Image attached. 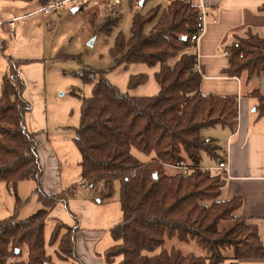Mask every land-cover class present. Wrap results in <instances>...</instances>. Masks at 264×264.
Returning a JSON list of instances; mask_svg holds the SVG:
<instances>
[{
  "label": "trees",
  "instance_id": "16d2710c",
  "mask_svg": "<svg viewBox=\"0 0 264 264\" xmlns=\"http://www.w3.org/2000/svg\"><path fill=\"white\" fill-rule=\"evenodd\" d=\"M142 1L144 7L149 0H131V7ZM52 2L39 0L42 6ZM200 17L201 10L191 0H170L166 7L157 6L146 14L135 12L129 39L119 33L111 50L117 65L159 66L155 78L160 91L155 97L122 93L105 72L87 68L81 73L85 84L94 85L93 96L83 99L75 137L82 157L81 177L102 202L111 199L116 184L120 185L122 221L110 229L120 243L104 254L107 264L118 257L121 264H247L264 260L258 228L237 215L243 200H222L226 179L203 169L204 154L217 164L222 158L219 144L202 132L216 127L235 132L239 113L237 97L201 93L203 77L192 43V37L203 30ZM121 18V7L115 6L95 27V33L110 36ZM0 45L6 50V42L0 41ZM227 51L225 74L229 77L247 75L250 80L264 72V36L249 33ZM9 62L12 71L3 80L0 97V183L16 189L22 182H36L42 209L25 221L0 222V264H52L46 251V219L59 203L74 198L75 191L60 195L43 191L37 134L26 122L32 110L24 98L21 78L26 61ZM147 81L145 75L132 76L129 89ZM251 96L258 99L257 110L264 118V96L258 91ZM133 149L150 160H139ZM181 162L190 164L188 174L168 173L170 166ZM79 230L78 224L57 223L51 240L52 244L59 241V257L73 264H82L76 248ZM172 240L195 242L206 256L167 249Z\"/></svg>",
  "mask_w": 264,
  "mask_h": 264
},
{
  "label": "crops",
  "instance_id": "0c3cea01",
  "mask_svg": "<svg viewBox=\"0 0 264 264\" xmlns=\"http://www.w3.org/2000/svg\"><path fill=\"white\" fill-rule=\"evenodd\" d=\"M30 1L21 0L22 4H20L19 2L8 3V0H0V17L4 16V18H0V27L16 30L19 22L37 14L42 15L45 25L56 23L60 18L59 13L51 15L40 13V10L46 6H42L39 0H35L38 7L33 6L31 10L22 14L13 12L15 9L19 10L20 5L27 8ZM169 1L149 0L146 3L147 10L138 11V13L146 14L157 6L166 7ZM191 1L207 14L204 33L197 51L203 77L201 93L206 96L238 98L239 115L236 131L232 132L228 128L216 127L214 129L218 130V136H204L217 143L220 141L221 158L222 160L228 159L229 175L225 178L226 186L222 190L221 199L241 198L243 200V206L237 211V215L258 228L261 242L264 245V118L260 117L257 110L258 99L251 96V93L255 91L264 96V72L253 76L250 80L247 75L236 78L225 74V70L229 67L228 48L238 43L240 39L246 38L249 33L259 37L264 36V12L261 11L264 0ZM54 2L56 1L54 0ZM119 3L120 0H116V4ZM90 6L94 9L97 5L91 1L83 3L77 8H69L72 9L73 14H77ZM139 6L142 7L140 4ZM137 8L138 5L134 9ZM74 9H77L76 12ZM133 11L135 13L136 10ZM11 21H14V26L11 25ZM151 28L152 26H149L146 32ZM0 41L7 43L1 39ZM0 51L4 53L5 50L1 48ZM44 75L45 67L39 63L26 61L21 66V78L25 84L24 98L32 108L26 119L27 127L32 133L37 134L38 157L43 171L40 184L48 195H60L75 191V197L66 203H59L50 211L47 220H51L55 226L57 223H64L70 227H75L78 224L80 230L76 236V248L82 264H107L100 254L107 247L112 246L113 242L110 241L108 245L103 246V241L107 232L119 224L122 218L116 216L115 210L110 209L109 203L112 198L102 202L81 176L78 184L69 179V175L64 173L60 158L50 140L45 135H40L48 127V120L45 118ZM30 87L33 92L29 90ZM35 103H37V108L32 106ZM35 112H40V114L36 116ZM206 161L208 164H205L203 160V167L214 168L218 165L209 156ZM173 170L175 169L168 168V173ZM66 262L73 264L72 261ZM250 264H264V260L250 261Z\"/></svg>",
  "mask_w": 264,
  "mask_h": 264
},
{
  "label": "rangeland",
  "instance_id": "374dc122",
  "mask_svg": "<svg viewBox=\"0 0 264 264\" xmlns=\"http://www.w3.org/2000/svg\"><path fill=\"white\" fill-rule=\"evenodd\" d=\"M20 1L8 0V3H20ZM101 1H103L101 5L95 6L94 9L90 6L77 14H73L71 8L65 7L59 11L60 18L58 21L51 25H45L42 15L37 14L19 22L16 30L0 27V39L8 43L4 53L0 51V97L3 80L12 68L9 62L10 58L16 61H33L45 67L44 99L46 100L45 118L48 120V127L40 135L48 137L60 158L64 173L69 175V179L76 181L77 184L80 183L82 157L75 144L76 130L81 124L83 99L93 96L94 87L93 84H85L82 81L81 73L84 69L89 68L97 72H105L112 85L116 86L122 93L130 94L133 97H155L160 91L155 78L159 66L151 67L146 64L117 65L111 54L119 33H122L127 39L131 37L133 10H136L135 12L146 11L147 5L138 6L137 9H134L131 7V0H120L119 4H116V0ZM33 6L38 7L37 1L28 2L27 8L20 5L19 10L15 9L13 12L22 14L31 10ZM115 6L121 7L122 18L119 27L110 36L104 33H95V27L103 22ZM0 18H4V16ZM1 48L2 46H0V50ZM136 75H145L148 77V81L131 90L129 89L130 78ZM29 90L32 91V88L30 87ZM73 91H76L77 95H73ZM36 104H32V106L37 108ZM39 114L40 112H35L36 116ZM217 131L211 128L204 130L202 134L205 137L218 136ZM218 144L221 145V142L219 141ZM132 154L143 162L150 160L149 156L136 149H133ZM203 157L205 164H208L207 155L204 154ZM173 171L169 173L178 172V170ZM36 188L37 185L34 181L22 182L16 189L10 188L6 183H0V222L13 219L25 221L41 210L42 205L35 192ZM109 207L116 211V216L122 218L119 183L115 186ZM54 229V223L46 219L45 243L47 254L51 257L52 264H69L58 255L59 241L55 244L51 243ZM110 241L113 242L112 246L107 247L100 254L103 258L106 251L113 245L120 243H117L108 231L103 246L108 245ZM166 248H175L186 255L206 256V251L195 242L181 243L172 240L167 242ZM26 255L27 251L25 250L23 259H26ZM121 261L122 258L118 257L112 264H121ZM247 263L250 264V262Z\"/></svg>",
  "mask_w": 264,
  "mask_h": 264
},
{
  "label": "built area",
  "instance_id": "2783aa9c",
  "mask_svg": "<svg viewBox=\"0 0 264 264\" xmlns=\"http://www.w3.org/2000/svg\"><path fill=\"white\" fill-rule=\"evenodd\" d=\"M90 0H61L58 2H54L46 7H44L43 9L40 10V13H44L45 15H51V14H58L59 11L65 7H71V8H77L79 7L81 4L89 2ZM93 3H95L96 5L100 4V0H92ZM201 17L200 20L203 23V30L200 34H196L192 37V43L195 46V50L196 53L198 54V45L200 42V39L204 33V24L206 22V18H207V14L204 10H201ZM12 26H14V21L10 22ZM198 71L199 73L202 74L201 68L199 66V62H198ZM188 163L186 162H181V164L179 166H170V168H173L175 170L181 171L184 174H188V172L190 171ZM205 170H209L214 172L217 175H221L223 178H227L229 175V164H228V159L224 158L222 161H220V163L214 167V168H203Z\"/></svg>",
  "mask_w": 264,
  "mask_h": 264
},
{
  "label": "water",
  "instance_id": "95a60500",
  "mask_svg": "<svg viewBox=\"0 0 264 264\" xmlns=\"http://www.w3.org/2000/svg\"><path fill=\"white\" fill-rule=\"evenodd\" d=\"M140 5L143 6V1L140 3ZM76 10H77V9H74V12H76ZM92 42H93V41H92ZM92 42H91V44H92ZM156 177H157V175H156Z\"/></svg>",
  "mask_w": 264,
  "mask_h": 264
}]
</instances>
